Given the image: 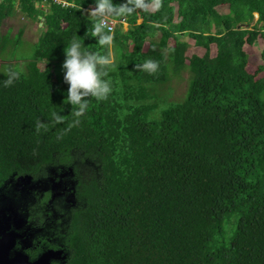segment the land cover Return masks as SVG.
<instances>
[{
	"label": "trees",
	"instance_id": "1",
	"mask_svg": "<svg viewBox=\"0 0 264 264\" xmlns=\"http://www.w3.org/2000/svg\"><path fill=\"white\" fill-rule=\"evenodd\" d=\"M66 1L0 6V29L16 7L46 26L20 79L4 87L0 72V179L32 177V202L16 207L36 229L53 225L38 234L44 245L64 251L62 264H264V0H146L114 18L108 49L90 36L95 0ZM75 35L115 60L109 97L90 99L68 130L74 109L56 65ZM147 59L157 72L136 70ZM185 68L186 99L151 118L160 86ZM54 111L64 123L37 133Z\"/></svg>",
	"mask_w": 264,
	"mask_h": 264
},
{
	"label": "clouds",
	"instance_id": "2",
	"mask_svg": "<svg viewBox=\"0 0 264 264\" xmlns=\"http://www.w3.org/2000/svg\"><path fill=\"white\" fill-rule=\"evenodd\" d=\"M150 7L146 0H127L126 3L117 5L114 0H95V8L89 12V17H95L97 23L92 29L90 36L98 38V45L108 49L111 48L113 36L110 29L103 31L110 21L117 24L115 17L124 18L132 15L137 9L147 10ZM259 18L255 14V23ZM121 23L127 27L126 20ZM129 25V24H128ZM117 26V25H116ZM242 27L246 28L245 25ZM241 28V27H240ZM81 38L76 35L65 49V60L62 65L64 70V81L69 86L67 91V101L74 109V119L68 130L80 124V118L87 112L90 99L96 101L106 100L112 92L111 81L107 78L109 70L113 67V58L110 54H101L96 51H86ZM137 71L155 73L159 69L157 61L145 60L142 64H136ZM21 73L15 68L7 69V78L3 80L4 87L14 85L20 79ZM64 123V116L59 112L51 113V120L42 121L40 118L35 123V131L47 132L50 123ZM60 137H58L59 139Z\"/></svg>",
	"mask_w": 264,
	"mask_h": 264
},
{
	"label": "rangeland",
	"instance_id": "3",
	"mask_svg": "<svg viewBox=\"0 0 264 264\" xmlns=\"http://www.w3.org/2000/svg\"><path fill=\"white\" fill-rule=\"evenodd\" d=\"M12 18L7 19L3 27L0 29V38L9 35L10 41L5 52L0 54V72L7 73V67L13 65L16 70L21 72L26 71L27 66L34 59L37 43L39 42L43 32L46 29L45 21L39 23L27 18L19 7H16L12 13ZM255 24V22H254ZM129 25L127 24L128 28ZM243 28L242 26H239ZM216 30V28H215ZM22 34L20 35V33ZM218 32V29H217ZM190 44V53L203 54V50L196 48L195 42L188 37H182ZM262 43L256 44L254 54L251 57L253 66L262 63ZM115 60V58L113 59ZM63 63L56 65V76L59 80L64 78ZM46 64H41V68L45 69ZM191 84V72L185 68L181 73H171V81L168 85L160 86L157 92L159 108L155 110L151 118L158 119L161 116L162 110L169 106L183 102L186 99L187 92ZM161 92V93H160ZM159 94L161 97H159ZM228 234L232 233L231 224H227Z\"/></svg>",
	"mask_w": 264,
	"mask_h": 264
},
{
	"label": "flooded vegetation",
	"instance_id": "4",
	"mask_svg": "<svg viewBox=\"0 0 264 264\" xmlns=\"http://www.w3.org/2000/svg\"><path fill=\"white\" fill-rule=\"evenodd\" d=\"M16 179V176L7 182L4 179H0V229L2 227H8L9 231L7 234L16 235L14 249L10 252L11 257H14L17 253H23L29 258V262L34 263L49 251H61L57 246H45L42 236L38 237V234H43L47 237L52 236L51 232L48 231L53 227L52 224L48 222L42 223L46 227L42 229L38 227L36 229L33 227V222L31 221L32 214L24 215L16 207L17 202L22 197L32 202L31 190L33 189V182L23 184L20 178L18 180ZM11 210H14L20 219L19 223L16 220V216L12 215ZM1 238L2 236H0V241ZM62 262L63 260L61 259H55L51 260L49 264H62Z\"/></svg>",
	"mask_w": 264,
	"mask_h": 264
},
{
	"label": "water",
	"instance_id": "5",
	"mask_svg": "<svg viewBox=\"0 0 264 264\" xmlns=\"http://www.w3.org/2000/svg\"><path fill=\"white\" fill-rule=\"evenodd\" d=\"M21 182L23 184H29L33 182L32 177H21ZM13 216H16V220L19 223L20 219L17 217L14 210H11ZM21 228V226H20ZM8 227H2L0 229V236H2L0 241V264H49L51 260L61 259L66 261L67 255H64V252L49 251L37 262H29V258L23 253H17L14 257H11V251L15 246L16 235H8Z\"/></svg>",
	"mask_w": 264,
	"mask_h": 264
},
{
	"label": "built area",
	"instance_id": "6",
	"mask_svg": "<svg viewBox=\"0 0 264 264\" xmlns=\"http://www.w3.org/2000/svg\"><path fill=\"white\" fill-rule=\"evenodd\" d=\"M6 0H0V6L5 3ZM54 2L58 3L59 5L69 6L70 4L66 0H53ZM117 23L110 21L109 24L106 26L105 29L109 30L113 33L116 29Z\"/></svg>",
	"mask_w": 264,
	"mask_h": 264
}]
</instances>
